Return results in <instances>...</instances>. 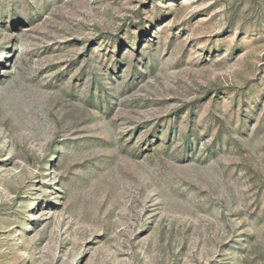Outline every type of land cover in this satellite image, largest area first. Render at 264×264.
<instances>
[{
	"label": "rangeland",
	"instance_id": "374dc122",
	"mask_svg": "<svg viewBox=\"0 0 264 264\" xmlns=\"http://www.w3.org/2000/svg\"><path fill=\"white\" fill-rule=\"evenodd\" d=\"M0 264H264V0H0Z\"/></svg>",
	"mask_w": 264,
	"mask_h": 264
}]
</instances>
